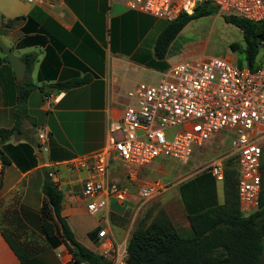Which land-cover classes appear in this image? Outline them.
Masks as SVG:
<instances>
[{
  "label": "crops",
  "instance_id": "obj_1",
  "mask_svg": "<svg viewBox=\"0 0 264 264\" xmlns=\"http://www.w3.org/2000/svg\"><path fill=\"white\" fill-rule=\"evenodd\" d=\"M35 6L46 14L38 26L29 25L23 20L14 27H3L8 19L26 17ZM157 22L160 20L127 10L122 0H0L1 41L24 63L23 58L33 61L28 72L26 68L23 80L35 87L19 111L14 83L17 81L13 80L14 73L0 51V129L12 128L17 112L24 114L18 119L19 130L0 147L10 160V164L2 169L0 216L11 202L13 194L18 195L16 210L27 228L26 233L20 235L21 242L34 246L36 241L43 242L40 208L43 201V170L46 169L52 172V180L58 181L56 185L63 195L61 216L80 244L97 252L107 241L113 245L122 241L126 243L131 226L124 231L112 225L109 219V216H114L124 220L130 212L135 215L139 210L136 188L125 177L123 166L112 163L110 176L130 193V199L123 206L111 201L108 214L100 212L94 215L86 211V200L81 195V181L86 174L68 170L64 163L73 157L99 150L106 142L109 121L119 119L127 104L126 90L136 82L156 78L158 72L155 69L145 68L146 71L140 73L136 68L145 67L148 61L155 62L153 45L164 26L158 28ZM153 31L155 33L152 36ZM132 57L140 61L135 62L131 60ZM84 76H88L89 81L80 87L57 91L52 86ZM45 96L55 98L49 110L44 109ZM36 125L40 130H47L44 145L48 162H43L44 154L38 152L35 154L38 164L22 171L5 153V148L40 146ZM214 140L217 141L214 143ZM214 144L224 147L225 143L215 138L207 145L210 147ZM198 154L195 153L188 163L177 170L174 175L177 182L143 205L157 203L159 210L166 213L181 235L182 232H190L191 236L189 215L224 201L222 186L205 191L192 200L184 196L183 191L175 189L174 186L188 177H182L184 170H190ZM152 165L154 162L140 168V179H147ZM82 213L90 216L91 220L81 221L78 217ZM153 217L148 214L144 219L149 222ZM96 229L105 231L104 237L99 236L98 232L91 237ZM0 264L76 263L64 243L55 248L44 246L36 255L20 261L0 231Z\"/></svg>",
  "mask_w": 264,
  "mask_h": 264
},
{
  "label": "built area",
  "instance_id": "obj_2",
  "mask_svg": "<svg viewBox=\"0 0 264 264\" xmlns=\"http://www.w3.org/2000/svg\"><path fill=\"white\" fill-rule=\"evenodd\" d=\"M122 1L127 10L166 22L191 14L201 3L213 6L218 15L252 22L264 19V0ZM261 45L263 63L254 71L239 68L226 58H189L157 73L152 81L136 82L127 89V104L119 119L109 121L105 144L64 163L68 170L86 174L81 181L86 211L108 214L111 201L123 206L130 199V193L111 179L112 163L121 164L125 177L134 184L138 210L171 185L165 180L140 179V168L156 159H168L182 167L200 148L219 138L227 144L228 152H220L204 167L222 182L223 163L234 158L239 211L243 216L253 214L258 208L264 144V39ZM43 100L44 109L49 110L55 98L45 96ZM37 138L46 150L47 130H39ZM48 175L52 180V172ZM98 235L104 237L105 231ZM125 248V241L115 245L107 241L99 254L109 264H125Z\"/></svg>",
  "mask_w": 264,
  "mask_h": 264
},
{
  "label": "trees",
  "instance_id": "obj_3",
  "mask_svg": "<svg viewBox=\"0 0 264 264\" xmlns=\"http://www.w3.org/2000/svg\"><path fill=\"white\" fill-rule=\"evenodd\" d=\"M216 9L208 3L195 6L191 14H180L174 20L167 21L157 36L153 45L155 62L163 60L169 47L178 33L192 20L214 14ZM225 22L240 29L243 44L240 48L242 60L236 65L246 67L251 71L258 69L263 63L260 55L264 39V19L258 22L228 15H220ZM46 14L38 7H33L26 17L8 19L3 27L11 28L23 20L29 25L38 26ZM234 48V46H232ZM1 51V50H0ZM4 61L8 64L5 56ZM27 65V72L32 66V60L23 58ZM154 66V67H155ZM15 77L13 76V80ZM89 81L88 76L74 78L65 82L52 84L57 91H65L80 87ZM16 88V104L24 106L29 93L35 87L25 79L14 82ZM43 91V88H39ZM47 93V92H44ZM24 114L17 112V119L10 129H0V147L8 141L10 136L19 130V120ZM19 150L14 160L15 164L26 171L38 164L37 157L27 145L10 147ZM264 144L261 146L260 164V192L258 208L249 215L243 216L239 211L237 199V168L234 158L224 161V179L222 204L209 207L201 212L188 216L191 236L185 237L178 233L173 223L163 210H159L147 223L145 219L139 221L130 232L126 241L125 264H258L264 239ZM263 158V161H262ZM0 188L2 169L10 164V160L0 148ZM49 170H43L41 192L43 201L40 208V232L44 246L55 248L64 243L76 264H109L103 255L93 252L80 244L69 228L64 217L61 216L63 195L48 175ZM18 195L13 194L11 202L0 216L1 235L20 261H24L39 253L44 246H31L19 240L20 235L26 233L27 228L16 210ZM148 214L145 215L147 218ZM99 229L91 234L95 235Z\"/></svg>",
  "mask_w": 264,
  "mask_h": 264
},
{
  "label": "rangeland",
  "instance_id": "obj_4",
  "mask_svg": "<svg viewBox=\"0 0 264 264\" xmlns=\"http://www.w3.org/2000/svg\"><path fill=\"white\" fill-rule=\"evenodd\" d=\"M157 24L158 28H160L161 25L166 24V21L160 20V22H157ZM154 33L155 31H153L151 35L153 36ZM242 44L243 38L240 29L230 23L225 22L224 19L218 15L217 12H215L209 16L200 17L189 22L175 37L165 58L160 61L158 60L157 66H151L148 61V63L146 62L145 67L140 68L138 66L136 71L141 73L142 70L146 71L145 68H151L155 69L158 73H163L174 63L189 58L207 59L209 57H221L230 60L233 64H236L238 61L242 60V54L240 53ZM232 46H234V48H232ZM261 54H263V50L261 51L260 55ZM131 60L135 62L140 61L135 57H132ZM35 130L39 131V126L36 125ZM216 141L217 140H214V143ZM216 144L210 145V147L206 144L204 147L200 148V153L195 156L197 161L195 160L192 163L190 170L186 168L187 170L185 169V172L183 171L184 174L182 177H188L180 181L177 186H174L175 189L179 190V192L183 191L182 194L188 199L192 200L205 191L215 189L217 186H222L223 188V183L217 181L211 175L209 168L204 167L206 163L208 164L213 160V158H216L220 152H228L227 144H224V147L221 145L216 146ZM30 147L34 156H36L35 154L38 152H43V162H48L45 148L40 147L39 145H31ZM18 152L19 150H14L10 147L5 148V153L14 158H16L15 156ZM181 168L182 167L174 161L168 159H156L152 169H149V175L145 180L159 179L168 181L170 184H174L178 181V179L174 178V175L176 174L177 170ZM39 173L41 174V171H39ZM112 202L115 204V201ZM158 207L159 205L157 203H152L144 207L142 206L135 215H133V212H130V214L127 215L128 218L125 217L124 219L126 221L114 216H109V219L112 225L119 227L124 231H127L129 226H131V232L136 224L143 220L146 213L150 214V216L155 215L159 211ZM78 218L81 221L91 220V217L84 213L80 214ZM144 223H147V220H145ZM182 235L188 237L190 236V232H182ZM34 244L36 247L38 245L44 246V241H36ZM31 246L34 245L32 244ZM99 252L100 251H97L96 253Z\"/></svg>",
  "mask_w": 264,
  "mask_h": 264
},
{
  "label": "water",
  "instance_id": "obj_5",
  "mask_svg": "<svg viewBox=\"0 0 264 264\" xmlns=\"http://www.w3.org/2000/svg\"><path fill=\"white\" fill-rule=\"evenodd\" d=\"M0 50L3 55L6 57L10 68L12 69L15 79L17 82L23 80L25 72H26V64L18 57H16L1 41L0 39ZM53 90L52 87H50ZM264 261V239H262V250L260 253V258L258 264H263Z\"/></svg>",
  "mask_w": 264,
  "mask_h": 264
}]
</instances>
